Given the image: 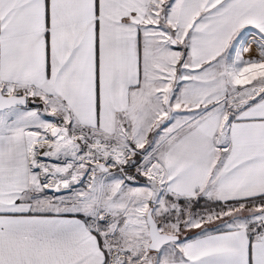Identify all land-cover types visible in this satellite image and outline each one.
Instances as JSON below:
<instances>
[{"label": "snow or ice", "instance_id": "snow-or-ice-1", "mask_svg": "<svg viewBox=\"0 0 264 264\" xmlns=\"http://www.w3.org/2000/svg\"><path fill=\"white\" fill-rule=\"evenodd\" d=\"M0 264H264V0H0Z\"/></svg>", "mask_w": 264, "mask_h": 264}]
</instances>
